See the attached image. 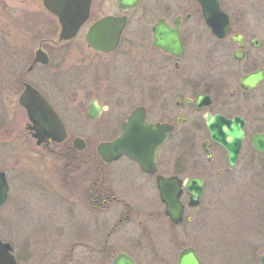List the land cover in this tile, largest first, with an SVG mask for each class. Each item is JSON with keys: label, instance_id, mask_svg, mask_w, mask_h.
I'll use <instances>...</instances> for the list:
<instances>
[{"label": "flooded vegetation", "instance_id": "obj_1", "mask_svg": "<svg viewBox=\"0 0 264 264\" xmlns=\"http://www.w3.org/2000/svg\"><path fill=\"white\" fill-rule=\"evenodd\" d=\"M140 2L124 9L115 0L120 12L93 19L91 0L87 20L68 39L59 38L61 26L52 14L57 28L49 35L38 28L32 40L34 47L20 51L26 68L18 73L9 70L11 83L20 89L17 104L26 117L25 134L33 138V123L20 105L19 96L29 85L45 98L66 131L62 142L48 138L39 146L63 160L62 170L66 175L75 172L70 181L71 195L78 199L80 209L90 216H100L99 223L91 227L83 220L68 233L67 228L56 229L52 235L55 241L51 239L46 244L49 249L40 243L39 235L23 234L19 249L0 236L2 242L12 247L14 264H118L121 256L133 264H178L180 253L188 248L193 250L199 264H262L264 246L259 244H239L232 249L236 257L231 256L226 263L217 259L220 249L213 253L214 260L206 262L197 247L191 245L177 250H174L176 245L173 250L169 245L161 253L153 244L154 233L144 227V219L157 216L151 204L153 194L166 216L157 189L159 175L176 176L183 183L191 177L203 180V192L197 204L189 205V194L182 192L181 222L187 211L200 204L207 186L264 187V151L252 143L253 137L264 131V0H254L249 6L230 3L227 6L219 0L229 19V31L223 37L211 32L198 4L195 10L182 14L173 11L185 10L183 3H154L149 8L159 11L157 19L150 22L145 17L146 20L132 21L129 13L140 7ZM40 6L44 8L43 0ZM198 12L202 20H191ZM108 15L125 16V24L113 47L102 44L106 50L96 49L88 41L89 30ZM85 24L86 32L80 38L82 47L76 50L75 40ZM161 31L169 38L176 33L179 46L174 47L170 42L168 49H164L157 45L155 37ZM204 45L209 46L204 49L206 53ZM38 51L45 53L47 62L35 60ZM209 54L212 66H199V58L205 59ZM259 71L262 77L254 84L243 82L244 77ZM34 73L35 77L31 78ZM199 96H202L200 101ZM135 110L137 120L142 115L145 123L171 131L155 151L153 172L143 170L137 160L124 153L105 161L97 150L99 143L121 135L128 116ZM207 114L242 122L244 136L233 163L229 158L233 150L211 139ZM0 122L5 127L6 119L1 114ZM41 125L45 126L43 122ZM69 137L70 143L56 149ZM76 139L80 140L78 146L74 145ZM198 139H202L200 150L195 146ZM174 152L177 155L172 159ZM1 171L9 191L11 177ZM123 175L135 182L146 209L140 208L143 203L137 204L129 192L118 188ZM129 223L131 227L125 228Z\"/></svg>", "mask_w": 264, "mask_h": 264}, {"label": "rangeland", "instance_id": "obj_2", "mask_svg": "<svg viewBox=\"0 0 264 264\" xmlns=\"http://www.w3.org/2000/svg\"><path fill=\"white\" fill-rule=\"evenodd\" d=\"M168 2L186 5L185 10L173 13L185 14L186 10L189 12L197 8L195 0H141L140 7L131 10L129 18L132 21L148 19L153 22L158 18L159 11L155 12L149 8L151 4ZM221 2L227 6L229 3L244 6L255 3L254 0ZM92 12L95 19L120 11L115 6V0H92ZM191 20H202L199 12ZM87 24L75 40L76 50L82 47L83 40L80 42V38L83 39ZM38 28L44 35H49L48 33L57 28L54 16L40 6V0H0V114L6 119L5 127L0 124V169L11 177L7 201L0 207V236L16 249L20 248L23 234L39 235L42 239L40 243L45 249H49L46 244L50 243L51 239L55 241L52 235L56 229L67 228L68 233L70 228L76 227L83 220L88 221L89 227L100 221V216H90L80 209L78 199L74 194L71 195L73 183L70 181L75 172L73 175H66L62 170L63 160L37 146L35 140L24 132L26 117L17 104L20 89L11 83L9 70L18 73L26 68V61L21 59L23 54L20 55V51L34 47L32 40L38 33ZM208 47L204 45L203 50ZM204 52L206 53V50ZM204 52L202 53L205 54ZM201 65L210 68L212 55L209 54L205 59L200 57L199 66ZM30 77L34 78L35 73ZM65 118L67 119V115ZM70 140L71 137L56 149L60 150L66 143H70ZM201 140L196 141V150H200ZM170 148L172 149V146ZM174 153L172 159L177 155ZM118 188L129 192L137 204L143 203L135 182L128 176H121ZM151 202L155 206L157 216L144 219V227L150 228L154 233L153 244L161 253L169 245L172 250L174 245V250L191 245L197 247L206 262L214 260L213 253L220 249L217 259L226 263L231 256L236 257L232 249L237 248L239 244L264 246V187L234 184L207 186L200 204L187 211L184 220L179 224H173L163 214V207L159 204L156 194L152 195ZM139 207L147 208L145 203ZM187 217L191 219L188 220ZM128 227H131V223L125 226Z\"/></svg>", "mask_w": 264, "mask_h": 264}, {"label": "water", "instance_id": "obj_3", "mask_svg": "<svg viewBox=\"0 0 264 264\" xmlns=\"http://www.w3.org/2000/svg\"><path fill=\"white\" fill-rule=\"evenodd\" d=\"M138 1L116 0V4L124 9H129L137 5ZM195 1L200 6L204 21L211 32L219 37L225 36L229 31V19L227 14L221 9L219 1ZM90 5L91 0H43L44 8L55 15L59 21L61 26L60 39L71 38L77 33L78 28L88 18ZM125 21V16L108 15L102 17L91 26L87 36L88 41L96 49L106 50L104 49L105 47H102V44H107L108 48L113 47L118 40ZM155 38L157 39V45L164 49H168L170 42L174 47L179 46L176 33L171 34L169 38L167 33L161 31ZM105 39L107 41H104ZM35 60L47 62L45 53L38 51ZM261 77V71H259L244 77L243 82L254 84ZM200 99H202V96H199L198 100L200 101ZM19 103L26 109L29 119L33 123V126H31L34 130L32 136L37 146L43 141H47L48 138L58 143L66 138V131L62 121L45 98L34 88L26 85L24 91L19 96ZM137 117L138 114L135 110L128 116L121 135L110 142L99 143L97 150L105 161L116 159L124 153L137 160L143 170L153 172L155 170V151L170 135L171 131L166 127L145 123L142 115L139 117V120H137ZM41 122L45 126H42ZM206 122L210 130L211 139L226 149L233 150L229 152L230 161L233 163L237 150L240 147L241 139L244 136L242 122L237 123L235 120L219 119L218 116L211 117L209 114L206 115ZM214 124H217L216 128ZM77 142H80V140H74L75 146H78ZM252 143L255 148L264 151V131L254 136ZM156 183L160 200L165 204V214L175 224L182 220L183 205L180 201L182 192L185 190L189 194V205H195L198 203L199 197L203 192L204 184L203 180L197 177L188 178L183 183L176 176L163 177L160 175L157 176ZM7 191L8 184L4 172L1 171L0 207L6 200ZM11 250L12 247L8 242L0 240V264H14L15 260L11 254ZM261 261L264 264V255L261 257ZM118 264H133V262L121 256L118 259ZM178 264H199V260L193 253V250L188 248L180 253Z\"/></svg>", "mask_w": 264, "mask_h": 264}]
</instances>
